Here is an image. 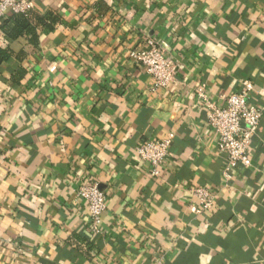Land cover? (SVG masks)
I'll return each instance as SVG.
<instances>
[{"label":"crops","instance_id":"0c3cea01","mask_svg":"<svg viewBox=\"0 0 264 264\" xmlns=\"http://www.w3.org/2000/svg\"><path fill=\"white\" fill-rule=\"evenodd\" d=\"M29 14L35 45L0 19V264H264V114L251 165L227 175L207 123L242 79L264 106V0H33ZM146 34L178 65L167 87L129 56ZM169 133L152 177L137 145ZM87 180L106 193L100 233L76 196Z\"/></svg>","mask_w":264,"mask_h":264},{"label":"built area","instance_id":"2783aa9c","mask_svg":"<svg viewBox=\"0 0 264 264\" xmlns=\"http://www.w3.org/2000/svg\"><path fill=\"white\" fill-rule=\"evenodd\" d=\"M33 8V0H0V19L12 14L27 15ZM169 46L163 40L158 41L146 34L139 48L130 51L129 56L138 65L143 66L152 78L154 89L167 87L175 79L178 65L166 56ZM255 85L249 79H242L240 89L230 94L223 106H211L207 111V123L217 135V149L224 160V174L231 170L244 168L250 163V141L257 132L264 114V106L256 107L249 103ZM173 134L162 139H148L137 145L140 159L151 166L150 175L158 177L160 168L169 154V145ZM76 196L86 203L90 215V228L94 233L101 232V217L105 212L106 193L95 181L83 182ZM197 212L211 209L214 204L208 188L197 187L190 190ZM155 264H163L158 260Z\"/></svg>","mask_w":264,"mask_h":264},{"label":"trees","instance_id":"16d2710c","mask_svg":"<svg viewBox=\"0 0 264 264\" xmlns=\"http://www.w3.org/2000/svg\"><path fill=\"white\" fill-rule=\"evenodd\" d=\"M41 23V19L36 18V21L34 24H31L30 22V14L24 15V14H12L8 16L7 18H4L3 24H2V30L5 31L7 36L10 38H18L21 36H27L28 40L32 44H36L37 36L35 33V27L39 26ZM24 51H21L17 55L18 60H21L24 56ZM12 56V50L3 49L0 48V64L3 60H6ZM17 73L20 75L23 73V69L20 67L17 68Z\"/></svg>","mask_w":264,"mask_h":264}]
</instances>
